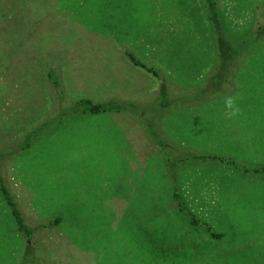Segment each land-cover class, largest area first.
Listing matches in <instances>:
<instances>
[{
	"label": "rangeland",
	"instance_id": "rangeland-1",
	"mask_svg": "<svg viewBox=\"0 0 264 264\" xmlns=\"http://www.w3.org/2000/svg\"><path fill=\"white\" fill-rule=\"evenodd\" d=\"M220 12L225 73L203 0H0V173L33 231L0 192V264H264V174L211 161L264 166V0Z\"/></svg>",
	"mask_w": 264,
	"mask_h": 264
},
{
	"label": "trees",
	"instance_id": "trees-1",
	"mask_svg": "<svg viewBox=\"0 0 264 264\" xmlns=\"http://www.w3.org/2000/svg\"><path fill=\"white\" fill-rule=\"evenodd\" d=\"M203 3L206 8L207 19L214 28L215 44L217 46V58L222 64L221 67L222 71L225 73V71L230 67L229 63L231 62L232 58L233 57L236 58V53L233 49L232 43L228 38L229 35L226 32L225 26L223 24L221 12H220L221 0H203ZM258 32L260 33V35H264V26H262ZM127 54H128L127 57L135 66L143 68L148 73L154 75L158 79L159 78L161 80L163 79L157 70L147 67L144 63L138 60L132 53H127ZM159 99H160L161 107H167L170 105L168 87L164 79L162 80L160 85ZM76 105L78 112H82L83 114L109 115L113 113L119 114L120 112H125V108L120 103L115 101L98 104L92 102L91 100H80L79 102L76 103ZM156 135H157L156 133H152V137H155L156 140H158ZM158 144L161 143L158 141ZM1 158L2 157L0 156V163L2 160ZM205 158L210 159V157L208 156L199 157V159H205ZM211 161L226 166L227 168H233L236 172L238 171L239 173L245 176L264 174V166L244 165L236 161L235 158L233 157L231 158L230 156H224V155H220L217 157L215 156V158H213ZM175 167H177L176 164L172 166V168ZM0 192L5 204L7 205V207L11 212V215L16 223L19 233L23 235V237L27 242H30V240L33 237L32 236L33 231L25 224L24 219L19 211L17 202L10 193L8 187L6 186L5 181L1 176V173H0ZM172 197L173 200L176 202L177 206L179 207L180 213L185 215L194 224H198V221L195 218L196 215L192 212V210L188 206V203L183 197L179 186H177L176 184H174L172 188ZM60 221L61 218H57L54 222L50 223V225H47V227L56 226L60 223ZM201 228H203L208 233H210L212 237L214 238L218 237L216 234H214L211 231V227L209 225L205 224L201 226Z\"/></svg>",
	"mask_w": 264,
	"mask_h": 264
},
{
	"label": "clouds",
	"instance_id": "clouds-1",
	"mask_svg": "<svg viewBox=\"0 0 264 264\" xmlns=\"http://www.w3.org/2000/svg\"><path fill=\"white\" fill-rule=\"evenodd\" d=\"M225 116L227 119H233L240 115L241 109L239 108L235 96H226L224 98Z\"/></svg>",
	"mask_w": 264,
	"mask_h": 264
}]
</instances>
